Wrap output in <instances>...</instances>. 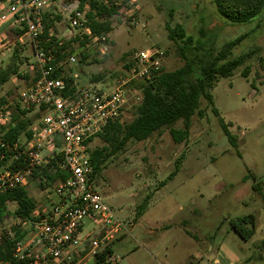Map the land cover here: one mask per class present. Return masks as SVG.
<instances>
[{"label": "rangeland", "instance_id": "obj_1", "mask_svg": "<svg viewBox=\"0 0 264 264\" xmlns=\"http://www.w3.org/2000/svg\"><path fill=\"white\" fill-rule=\"evenodd\" d=\"M48 1L45 23L52 24L59 36L68 29L69 4L78 0ZM116 1L111 32L92 37L77 30L74 35L79 34V39L68 46L69 56L76 62L64 63L63 73L77 75L80 87L94 84L102 89V84L115 83L123 76L125 61L145 49L163 52L164 71L180 68L184 64L181 45L168 38L166 24L181 25L202 47L198 52L202 57L239 37L233 57L254 53L231 77L219 79L211 91L212 105L200 100V114L191 118L186 140L177 144L169 134L170 128H183L179 120L144 141H129L103 162L94 175V188L127 223L124 240L121 242V235L109 245L113 253L105 264H264V8L247 24H231L217 14L210 0ZM3 46L0 71L14 69V75L0 89L8 109L30 84L35 59L30 47ZM245 67L249 71L246 78L241 75ZM98 76L101 79L93 83ZM127 108L121 122L132 118L130 106ZM36 113L38 109H32L28 116ZM221 121L234 144L224 134ZM103 145L101 139L94 138L89 150ZM37 182L30 180L24 186L36 206L47 201L55 185L41 189ZM14 209L15 204L9 203L8 210ZM244 216H252L254 226L246 240L231 229V224ZM137 218L131 230L130 221ZM9 220L0 228L17 224ZM32 227L26 224L24 229L29 234ZM241 228L249 231V221ZM91 229L98 232L85 220L81 238ZM85 248L87 255L81 250L73 264H95L89 247Z\"/></svg>", "mask_w": 264, "mask_h": 264}, {"label": "built area", "instance_id": "obj_2", "mask_svg": "<svg viewBox=\"0 0 264 264\" xmlns=\"http://www.w3.org/2000/svg\"><path fill=\"white\" fill-rule=\"evenodd\" d=\"M48 0H4L0 2V21H11L23 31L13 40L0 37V49L9 46L30 47L35 61L30 84L22 89L11 104L18 110L37 108L41 117L30 127L31 135L13 142L0 139V193L24 187L35 171L50 166L68 176L58 181L48 195L50 206L36 214L37 222L24 240H14V232L0 228V245L12 241L9 264H73L86 241L91 255L108 247L126 234V224L119 219L96 192L91 181L89 161L90 139L103 132L109 123L121 117L128 106L140 100L134 83L151 81L162 68L163 52L145 49L134 53L126 62L123 76L102 89L92 85L80 87L77 75L54 76V53L77 30L90 35L84 14L77 3L69 11L68 29L56 35L44 33L43 17ZM78 36H80L78 34ZM55 37L56 44H51ZM67 56L62 64H74ZM70 78L72 81H68ZM12 127V114L7 107L0 110V132ZM100 229V237L81 238L84 221Z\"/></svg>", "mask_w": 264, "mask_h": 264}, {"label": "trees", "instance_id": "obj_3", "mask_svg": "<svg viewBox=\"0 0 264 264\" xmlns=\"http://www.w3.org/2000/svg\"><path fill=\"white\" fill-rule=\"evenodd\" d=\"M4 0H0L2 2ZM217 14L227 23L247 24L258 15L264 8V0H210ZM116 0H78L77 10L84 14L85 25L90 31L92 37L104 36L111 32V18L116 14L118 5ZM58 18V17H57ZM46 14L43 17L44 33L47 35L52 30V24H46ZM168 38L171 41L180 43L178 45L184 64L171 72H166L162 68L158 75L151 81L134 83L133 87L140 92V100L130 107L132 118L128 122L116 120L96 135L95 138L101 139L103 147L88 150L89 161L92 167L91 181L94 175L98 174L101 165L110 156L121 151L129 141H144L154 132L165 127H170L175 122L182 120V129H169L172 140L179 144L187 139L190 130V120L199 111L201 99H205L212 105L211 91L216 86L219 79L229 78L239 67H241L254 51L233 57V49L239 42L240 37L224 43L218 50H209L206 55L199 56L198 52L201 46L189 36L185 29L176 24L171 27L166 24ZM23 31L18 30L14 36L9 35L13 40L21 35ZM200 35H203L202 30ZM78 36L65 41L54 53V64L56 75L63 73V61L69 55L68 46L77 41ZM51 44H56L55 37L51 38ZM68 51V52H67ZM127 61V60H126ZM125 61V62H126ZM128 68V64H123V69ZM248 67H245L241 73L247 77ZM14 75V69L0 71V89L8 79ZM101 76L94 77L92 82H98ZM68 81H72L70 78ZM8 105L7 99L0 97V110L4 105ZM8 110L12 114V127L6 132H0V139L13 142L18 139H25L31 135L30 127L34 121L41 117V111H38L33 117H29L30 111L18 110L9 105ZM213 112L218 116L216 109ZM222 129L228 141L234 144L233 137L227 129L226 124L221 121ZM89 141H92L90 139ZM67 174L59 168L50 166L35 171L31 180H37V185L41 189L49 188L60 180L67 178ZM171 176V175H170ZM169 176V178H170ZM14 203L15 209L8 210V204ZM35 201L29 197L24 187H16L4 193H0V225L7 219L17 221L16 225L10 227L14 232V240H24L29 230L24 229L26 224L33 225L38 221L33 217ZM249 221L251 229L244 231L241 225ZM253 217L244 216L238 218L231 224V229L240 238L246 240L253 234ZM13 242L4 240L0 245V264H9L11 258V249ZM112 255L111 247L95 254V264H105L106 259Z\"/></svg>", "mask_w": 264, "mask_h": 264}, {"label": "crops", "instance_id": "obj_4", "mask_svg": "<svg viewBox=\"0 0 264 264\" xmlns=\"http://www.w3.org/2000/svg\"><path fill=\"white\" fill-rule=\"evenodd\" d=\"M73 4H74V2H71V3L69 4V9L73 7ZM63 7H66V5L64 4ZM0 23L2 24V25L0 24V25H1V26H0V37L6 36V39H7V40H9V38H8L9 35L14 36V35L16 34V32L19 30V29L15 28L14 24L11 23V21H4V22H1V21H0ZM2 26H3V27H2ZM1 27H2V28H1ZM35 203H36V202H35ZM49 206H50V202H49V200L47 199V201H45V202L39 204L38 206H35V209H34V211H33L32 216L35 217V216H36V213L41 212L43 209H47V208H49ZM117 217H118V216H117ZM138 218H139V217H138ZM138 218L136 219V221H135L134 223H132V221H130V229H131V230H132L133 228H135V226L137 225V221L139 220ZM119 219H120V218H119ZM7 220H8V219H7ZM9 221H11V220H9ZM5 222H6V221H5ZM126 224H127V223H126ZM25 226H26V225H25ZM95 228H97V230H98L97 233H95L94 229H91L89 232H87V234L85 235V237H86L88 234H91V237H90V238H95V237H97V236H100V229H99L98 227H96V226H95ZM151 231H152L151 228H149V227L146 228V232H147L148 235H151V234H152ZM96 234H97V235H96ZM125 236H126V234H123V235H122V240H121V242L124 240ZM85 237H84V238H85ZM119 237H121V236H119ZM119 237H118V238H119ZM118 238H116V239L114 240V242H115ZM121 242H118V243H121ZM118 245H119V244H118ZM118 245H117V246H118ZM86 246H88V242H87V241H86L84 244H82V248H80V251L82 250V252H83V251L86 252V255H87V249L85 248ZM112 253H113V252H112Z\"/></svg>", "mask_w": 264, "mask_h": 264}]
</instances>
